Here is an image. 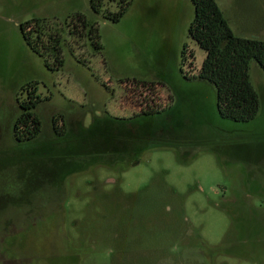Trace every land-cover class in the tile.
<instances>
[{
  "label": "rangeland",
  "instance_id": "obj_1",
  "mask_svg": "<svg viewBox=\"0 0 264 264\" xmlns=\"http://www.w3.org/2000/svg\"><path fill=\"white\" fill-rule=\"evenodd\" d=\"M90 1L0 0V264H264V71L250 64L256 118H224L215 87L186 78L206 57L189 37L191 1L135 0L119 22ZM216 2L235 35L264 41V0ZM37 20L45 43L60 39L62 65L24 40L20 25ZM30 83L42 130L18 143ZM142 113L162 133L136 164L86 169L90 157L49 148L56 118L75 132Z\"/></svg>",
  "mask_w": 264,
  "mask_h": 264
},
{
  "label": "trees",
  "instance_id": "obj_2",
  "mask_svg": "<svg viewBox=\"0 0 264 264\" xmlns=\"http://www.w3.org/2000/svg\"><path fill=\"white\" fill-rule=\"evenodd\" d=\"M104 1L91 0L92 11L103 12L108 20L119 22L135 0H114L119 8L115 13L104 8ZM190 1L195 15L189 27V37L206 52V57L198 74L186 78L200 79L215 87L220 116L235 122L253 120L260 111V96L250 79V64L255 61L264 71V41L235 35L216 0ZM80 19L82 27L88 28V22L83 17ZM44 23L41 20L22 23L20 29L24 40L41 56L52 48V51L57 52V64L62 65L64 61L59 55L60 39L49 38L45 43ZM96 31V25H91L89 35L97 39ZM97 47H101L98 41ZM186 51L187 46H184L183 67L188 60ZM27 85L22 87L16 98L20 113L13 123V137L18 143H33L42 130V122L36 112L43 103L38 93V83ZM24 92L27 96L21 99ZM149 114L135 115L134 119L95 117L90 127L81 126L75 132L66 130L63 117L56 118L53 121L56 123L55 139L49 148H65L61 154L65 157L69 154L90 157L91 163L87 164L86 169L96 164L110 167L136 164L143 150L152 145L157 146L160 141L162 131L159 124L143 118ZM59 121L63 123L58 128Z\"/></svg>",
  "mask_w": 264,
  "mask_h": 264
},
{
  "label": "crops",
  "instance_id": "obj_3",
  "mask_svg": "<svg viewBox=\"0 0 264 264\" xmlns=\"http://www.w3.org/2000/svg\"><path fill=\"white\" fill-rule=\"evenodd\" d=\"M173 1H175V3H176L177 5H180V4L185 5L186 2H187V0H173ZM189 1H190V0H189Z\"/></svg>",
  "mask_w": 264,
  "mask_h": 264
}]
</instances>
